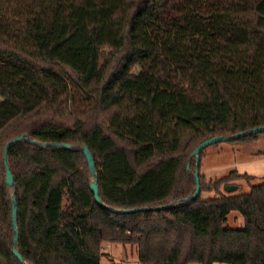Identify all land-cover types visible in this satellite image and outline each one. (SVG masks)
Listing matches in <instances>:
<instances>
[{
	"label": "trees",
	"instance_id": "16d2710c",
	"mask_svg": "<svg viewBox=\"0 0 264 264\" xmlns=\"http://www.w3.org/2000/svg\"><path fill=\"white\" fill-rule=\"evenodd\" d=\"M0 98V264H22L4 158L19 136L87 145L113 208L174 204L112 212L83 152L18 142L9 164L28 263L121 264L103 261L120 243L140 264H264V182L227 192L252 176L208 181L192 156L264 125V0H0ZM197 169L200 196L177 204ZM233 211L244 227L226 226Z\"/></svg>",
	"mask_w": 264,
	"mask_h": 264
},
{
	"label": "rangeland",
	"instance_id": "374dc122",
	"mask_svg": "<svg viewBox=\"0 0 264 264\" xmlns=\"http://www.w3.org/2000/svg\"><path fill=\"white\" fill-rule=\"evenodd\" d=\"M233 171L252 176L250 180L237 181L239 188L235 194L249 193L253 186L264 182V131L253 137L214 143L204 149L200 173L208 181L228 177ZM202 196L205 199L214 198L216 193L204 192ZM244 225L245 219L240 212L233 211L229 214L226 226L242 228ZM103 254V261L111 258L121 264H139L136 248L130 245L108 243L104 245Z\"/></svg>",
	"mask_w": 264,
	"mask_h": 264
},
{
	"label": "water",
	"instance_id": "95a60500",
	"mask_svg": "<svg viewBox=\"0 0 264 264\" xmlns=\"http://www.w3.org/2000/svg\"><path fill=\"white\" fill-rule=\"evenodd\" d=\"M263 131H264V125L252 128L250 130L242 131V132H239V133L231 135V136H217V137L210 138V139L204 141L203 143H201L194 150V152L192 153V156L195 157L196 165H197V167H199L200 162H201V151L204 150L206 147H208L214 143H219L222 141L236 140V139H240V138L246 137L248 135H252V134H257V133H260ZM24 141L28 142V143H33L36 145L44 146V147H55V148H61V149H65V150H72V151L80 150L81 152H83V154L87 158V161L89 164V169H90V172H91L92 177H93V179L91 181V189L94 192L95 200L99 205H101L102 207H104V208H106L112 212L125 214V213L139 212V211L167 209V208L174 206V204H167L164 206L153 207V208H148V207L135 208V209L113 208V207L109 206L108 204H106L102 200V198L100 197V187H99V182H98L99 175H98L96 159H95L91 149L87 145L75 146L72 144H66V143L61 144V143H57V142L43 143V142L33 140L27 136L16 137L7 143V145L5 147V151H4V158H5V165H6V170H7V185L10 189L13 190V193H12V206H13L12 222H13V230H14V250H13V253L19 259V261L22 264H30V263H28L26 261L24 256L19 251V226H18L19 208H18V201H17V197H16L17 186L15 183V178H14L13 172H12L10 164H9V150L14 144H16L18 142H24ZM196 182H197V188H196L195 193L193 195H191L190 197H187V198L182 199L181 201H178L177 204L182 203V202H186V203L193 202L200 196L201 184H200L199 170L198 169L196 171ZM238 188L239 187L237 185H228V186H226L225 189L227 192H234V191L238 190Z\"/></svg>",
	"mask_w": 264,
	"mask_h": 264
},
{
	"label": "built area",
	"instance_id": "2783aa9c",
	"mask_svg": "<svg viewBox=\"0 0 264 264\" xmlns=\"http://www.w3.org/2000/svg\"><path fill=\"white\" fill-rule=\"evenodd\" d=\"M140 264V263H139Z\"/></svg>",
	"mask_w": 264,
	"mask_h": 264
}]
</instances>
